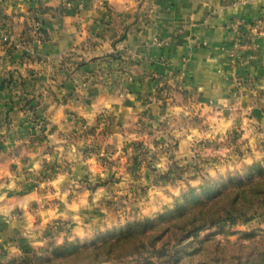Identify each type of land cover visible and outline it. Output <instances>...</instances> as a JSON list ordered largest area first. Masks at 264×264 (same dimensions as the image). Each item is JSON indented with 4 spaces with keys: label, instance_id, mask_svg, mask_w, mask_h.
Segmentation results:
<instances>
[{
    "label": "crops",
    "instance_id": "obj_1",
    "mask_svg": "<svg viewBox=\"0 0 264 264\" xmlns=\"http://www.w3.org/2000/svg\"><path fill=\"white\" fill-rule=\"evenodd\" d=\"M263 8L264 0H0V80L11 77L0 89V261L21 244L60 241L62 221L84 232L98 202L135 186L125 167L116 185L83 187L85 175L104 174L84 155L92 144L128 157L143 143L145 175L187 156L198 137L264 125V20L235 62L229 27ZM195 109L200 121L175 124ZM35 122L45 125L42 142ZM48 165L68 169L37 183Z\"/></svg>",
    "mask_w": 264,
    "mask_h": 264
},
{
    "label": "rangeland",
    "instance_id": "obj_2",
    "mask_svg": "<svg viewBox=\"0 0 264 264\" xmlns=\"http://www.w3.org/2000/svg\"><path fill=\"white\" fill-rule=\"evenodd\" d=\"M34 32V31H33ZM31 32V33H33ZM30 33V32H29ZM28 33L26 37L31 36ZM9 39L8 34L4 35V40ZM28 40H25V42ZM8 77L0 80L7 79ZM9 84V83H8ZM165 84H160V92L168 94L165 90ZM191 95V94H189ZM184 95L187 103L193 101L192 97ZM30 104V105H29ZM25 105V104H23ZM30 108L37 109V103H28ZM26 107V106H25ZM181 118L176 119V125L188 123L194 124L200 121V114L195 110L188 111ZM37 125V137L34 141L46 140V128L41 122H35ZM34 127V126H33ZM96 131V130H95ZM93 133V132H92ZM87 135V134H84ZM90 139L97 140L102 138V133H90ZM105 138V137H104ZM173 152L176 140L169 142ZM129 153L125 156L119 152L115 156L106 154L99 149V144H92L84 155L95 156L100 165V169L104 172L98 176V179L92 181L89 175H85L80 180L83 187L89 190L103 187L112 183L116 185L121 177V169L128 168L134 174L135 186L129 190V187L119 191L118 198L107 202H98L92 209L95 211L89 214L93 223L84 226L85 231L79 233L81 228H76L72 232V224L70 226L65 221L60 222L59 227L65 230L64 237L58 241L50 238L42 243L39 247L34 248L30 244H21L20 253L0 262L10 260H19L21 258H32L33 255H39L41 248L47 246L48 242L62 243L64 240L75 241L77 244L90 243L99 240L110 232H118L127 228L128 224L134 220H143L148 217H154L158 212L163 211L165 207H171L175 198L179 196L188 186H198L205 180L209 179L219 184L220 181L227 178L228 174H239L244 176L254 163H258L261 169H264V125L255 127L246 132L244 135L240 132L239 126L234 125L216 136H202L193 140L191 144V153L187 156L172 155V160L167 167L160 169L150 167L146 169L142 165L147 162L146 149L141 142H134L128 147ZM175 156V157H174ZM125 158L127 161H125ZM149 165V164H148ZM67 170V167L56 168L48 165L44 170L33 175L35 181L39 184H45L49 179L60 170ZM94 178V177H93ZM169 182V184H166ZM96 187V188H95ZM126 188V189H125ZM74 189V188H73ZM126 190V191H124ZM106 208V212L104 208ZM112 217V221L106 222V214ZM220 225L227 232L212 227L202 231L199 238L209 234L220 240L238 238L236 231H256L264 229V198L251 205H238L233 208H227L222 216ZM83 231V230H82ZM233 232V233H232ZM0 246V253L2 252ZM2 256V254L0 255Z\"/></svg>",
    "mask_w": 264,
    "mask_h": 264
},
{
    "label": "trees",
    "instance_id": "obj_3",
    "mask_svg": "<svg viewBox=\"0 0 264 264\" xmlns=\"http://www.w3.org/2000/svg\"><path fill=\"white\" fill-rule=\"evenodd\" d=\"M10 82L11 77L0 82V89ZM263 198L264 169L254 163L244 176L228 174L219 184L207 179L188 186L171 207L154 217L134 220L118 232H107L99 240L48 242L31 259L0 264H264V229L236 231L235 240L223 241L213 233L199 238L212 227L227 232L220 225L227 208Z\"/></svg>",
    "mask_w": 264,
    "mask_h": 264
},
{
    "label": "built area",
    "instance_id": "obj_4",
    "mask_svg": "<svg viewBox=\"0 0 264 264\" xmlns=\"http://www.w3.org/2000/svg\"><path fill=\"white\" fill-rule=\"evenodd\" d=\"M264 20V8L258 19L255 21L245 23L241 19H234L229 22V27L234 32V36L231 41L230 57L232 62H235L238 58V51L249 42L252 34H257L260 30L262 21ZM245 24V25H244ZM242 26L249 27V31L242 30Z\"/></svg>",
    "mask_w": 264,
    "mask_h": 264
}]
</instances>
